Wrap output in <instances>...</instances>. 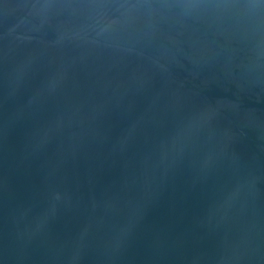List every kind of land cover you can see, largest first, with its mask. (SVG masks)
Returning <instances> with one entry per match:
<instances>
[{
    "label": "water",
    "instance_id": "water-1",
    "mask_svg": "<svg viewBox=\"0 0 264 264\" xmlns=\"http://www.w3.org/2000/svg\"><path fill=\"white\" fill-rule=\"evenodd\" d=\"M0 264H264V0H0Z\"/></svg>",
    "mask_w": 264,
    "mask_h": 264
}]
</instances>
